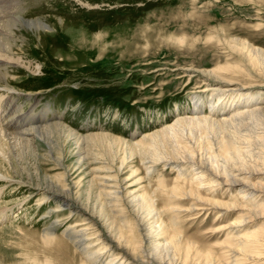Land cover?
<instances>
[{"label": "rangeland", "instance_id": "rangeland-1", "mask_svg": "<svg viewBox=\"0 0 264 264\" xmlns=\"http://www.w3.org/2000/svg\"><path fill=\"white\" fill-rule=\"evenodd\" d=\"M0 14V24L13 17L48 26L38 37H21L17 49L22 53L12 56L19 63L5 67L10 88L18 94L16 116L30 113L29 128L59 123L80 136L102 133L135 141L179 115H190L195 101L198 113H206L215 104L210 106L208 95L201 93L202 73L247 66L229 48L231 40L264 50L263 0H0ZM2 108L0 100L1 132L18 133L21 128L15 129L11 115L2 117ZM3 143L0 155L7 160ZM22 146L14 148L15 171L7 162L2 166L11 180L44 188L45 178L56 179L84 201L86 182L94 176L90 170L101 168L103 160L82 173L76 170L73 148L56 152L65 164L57 168L39 144ZM140 165L136 158L131 171ZM131 171L121 174L125 192L149 193L154 181L148 184L142 170L135 176ZM174 176L158 166L152 180ZM136 179L142 180L136 184ZM14 181L7 186L0 181V264H81L78 248L62 236L67 230H88L84 239L92 245L96 226L88 217L69 215L68 208L56 210L58 204L43 191L30 194ZM122 208L130 219L127 207ZM215 214L181 213V229L198 246L215 245L223 239L211 233ZM102 234L105 230L98 237ZM103 257L108 261L107 252Z\"/></svg>", "mask_w": 264, "mask_h": 264}, {"label": "bare ground", "instance_id": "bare-ground-1", "mask_svg": "<svg viewBox=\"0 0 264 264\" xmlns=\"http://www.w3.org/2000/svg\"><path fill=\"white\" fill-rule=\"evenodd\" d=\"M47 29L38 20L12 17L1 23L0 66L19 63V58L12 56L22 53L17 49L21 37L35 38ZM229 45L247 66L227 65L202 73L199 88L214 107L198 113L200 103L195 101L190 115H179L135 141L102 133L80 136L59 123L29 128L30 113L16 116L18 94L10 88L6 67L0 71L1 114L3 118L11 115L15 129L21 130H0V144L8 145L4 152L7 160L0 155V181L6 186L14 181L9 171L1 170L7 162L15 171L14 148L18 145L33 149L39 144L45 159L57 168H65V164L56 152L70 148L76 170L82 173L94 162H102L101 168L90 170L94 176L86 182L84 201L80 194L74 198L56 179L45 178L44 188L26 184L30 194L40 190L55 201L56 210L68 208L69 215L88 217L89 224L96 226L92 245L84 239L88 230H67L62 236L78 248L81 264H264V50L236 39ZM92 147L96 154L91 153ZM136 158L141 167L131 171ZM158 166L174 172V179L152 180ZM126 169L133 176L142 170L148 184L154 181L150 192L140 197L128 195L121 180ZM138 180L142 179L134 182ZM14 184L25 187L23 179ZM122 206L127 207L130 219ZM214 212L211 233L223 239L208 247L198 246L181 229L179 214ZM103 229L107 235L99 238ZM46 238L49 242L54 239ZM61 244L69 247L65 241ZM96 246H100L99 251H95ZM105 252L108 261L104 260Z\"/></svg>", "mask_w": 264, "mask_h": 264}]
</instances>
